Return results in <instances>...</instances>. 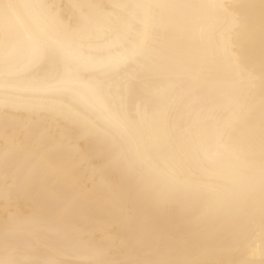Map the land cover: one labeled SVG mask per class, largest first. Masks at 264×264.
<instances>
[{"label":"snow or ice","instance_id":"1","mask_svg":"<svg viewBox=\"0 0 264 264\" xmlns=\"http://www.w3.org/2000/svg\"><path fill=\"white\" fill-rule=\"evenodd\" d=\"M0 264H264V0H0Z\"/></svg>","mask_w":264,"mask_h":264}]
</instances>
